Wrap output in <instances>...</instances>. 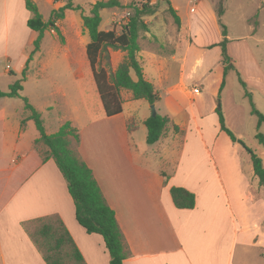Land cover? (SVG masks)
I'll return each instance as SVG.
<instances>
[{"label": "crops", "instance_id": "1", "mask_svg": "<svg viewBox=\"0 0 264 264\" xmlns=\"http://www.w3.org/2000/svg\"><path fill=\"white\" fill-rule=\"evenodd\" d=\"M32 1L43 21L47 20L41 13V4L47 5L50 13L64 5L62 0ZM167 2L166 8L171 7L179 18V30L172 32L163 26V20L148 24L144 18L149 31L144 34L146 39L144 35L139 38L138 58L143 76L158 92V100L154 103L156 113L169 120L164 134L153 144L146 142L147 130L143 123L151 116L147 101L135 100L130 91L121 90V112L109 117L105 115L85 53L89 42L87 32L81 38L83 51L77 52L69 44L58 41L57 35L53 34L55 30L48 28L39 49L33 52L37 32L27 25L32 13L26 8L25 1L0 0V57L8 62L3 68L4 73L22 74L26 67L25 78L30 73V65L35 66L37 76L42 77L48 60L61 58L65 63L69 83L63 87L58 82L55 90L65 105L80 102L85 108V119L80 120V116L58 119L55 126L59 129L68 120L78 133L75 150L91 169L123 233L128 252L123 264H195L189 253L191 250L197 252L208 240L212 263L203 261L202 264H215V251L221 247L223 226L230 238V248L240 234L246 243L260 234L255 223L251 227L243 219L244 212H248L258 198L259 188L253 187L258 179L252 166L246 169L239 166L240 145L232 142L220 129L215 112L220 105L226 126L237 139L244 138L241 127L246 122L243 107L226 88L225 78L229 71H234L237 76L239 73L253 102L257 90L264 97V72L248 41L257 31L252 27L250 35L233 37L226 30V51L234 68L227 71L220 88L224 65L221 48L215 44L223 39V35L214 2L197 0L196 5L190 6L191 13L198 11L203 15V11L206 14L203 16L214 25L216 36L208 41L197 39L190 25H183L178 7L170 0ZM63 19L56 22L58 31ZM246 22L250 24L249 19ZM46 33L52 35L56 45L43 52L41 47ZM209 48L214 49L213 60L220 55L216 63L218 85H214L213 90L211 85L203 84L204 78L214 69V63L209 61L205 51ZM106 50L105 70L111 73L123 60L125 51L111 47ZM131 75L136 78L133 72ZM196 85L200 89L198 93L193 92ZM68 89L74 90L73 95ZM242 89V96L246 97L245 88ZM10 99L13 98L0 97V264H46L22 223L52 214L61 218L86 264H109L103 237L87 233L78 224L73 200L59 169L52 158L42 161L35 148L38 131L27 137L26 122L21 125V121L9 120L7 106L13 103L6 101ZM96 101L101 110L95 116L90 115V106ZM52 108L47 107L49 111ZM129 122L134 124L132 131L128 130ZM261 124L256 127L259 129ZM191 149L202 151L207 166L195 161ZM257 155L264 166V151ZM249 180L251 183L247 185ZM172 186L192 192L194 207H175L170 195ZM237 186H243L239 195L241 203L238 196L234 201L231 196L236 193ZM250 188L253 191H249ZM263 208L261 217H264Z\"/></svg>", "mask_w": 264, "mask_h": 264}, {"label": "trees", "instance_id": "2", "mask_svg": "<svg viewBox=\"0 0 264 264\" xmlns=\"http://www.w3.org/2000/svg\"><path fill=\"white\" fill-rule=\"evenodd\" d=\"M24 1L26 8L32 13L27 25L37 32V37L33 42V52L39 49L46 29L51 28L58 32L56 22L65 17L66 10L81 9L79 5H75L71 0H68L63 6L52 10L48 20L43 21L36 4L32 0ZM111 7H123V5L119 0H97L91 5L88 15H81L83 28L89 37L85 53L93 72L95 86L104 113L108 117L118 114L122 110L121 90L130 91L133 99L145 100L150 105L158 100V92L154 85L143 76V68L138 58V52L140 50L139 38L149 31L144 17L154 15L159 5L143 1L127 6L131 9V12L122 31L119 33L114 29L102 30L99 28L101 23L100 11ZM167 10L173 16L175 23L179 25L180 21L175 11L171 7H168ZM215 12L223 35V39L215 44L221 48L224 65L223 80L220 85V88H222L227 71L234 67L226 51V28L221 22L224 6L221 2L215 7ZM107 47L125 51L123 60L111 73H107L102 67H97L98 57L101 51ZM30 58L31 55L29 60ZM131 72L134 73L135 79L132 77ZM237 74L239 83L245 88V95L250 104V112L257 117L258 127L261 123H264V114L256 107L251 94L246 90L245 82L241 79L240 74ZM25 75L26 67L22 71L21 79L10 84L7 91L0 90V97H20L21 82L25 79ZM23 99L29 114L21 121V125L25 120L34 122L39 133V136L34 140V146L39 150L42 161L52 158L59 169L73 200L75 218L78 224L87 233H97L103 237L110 257L109 264H123V260L128 255L123 233L116 220L115 212L107 204L91 169L79 157L75 148L72 147L73 141L75 143L79 141L76 129L66 121L56 132L47 133L40 112L30 105L25 98ZM215 112L218 116L220 129L229 136L232 142H236L237 138L234 133L225 124L220 105L217 106ZM168 121L166 116L157 113L144 120L143 123L147 130L146 142L148 144H153L159 140L167 129ZM127 127L129 131H132L134 124L129 122ZM174 130L177 131L178 129L174 127ZM256 138L259 143L264 145V136L260 132L256 134ZM244 147L249 153L253 173L258 179L259 185L264 187L262 159L251 148ZM170 195L173 204L177 208L191 209L195 205V195L185 188L172 186L170 187ZM29 224L33 226L32 229H29ZM22 225L46 264H86L72 236L58 215L52 214L36 218L23 222Z\"/></svg>", "mask_w": 264, "mask_h": 264}, {"label": "rangeland", "instance_id": "3", "mask_svg": "<svg viewBox=\"0 0 264 264\" xmlns=\"http://www.w3.org/2000/svg\"><path fill=\"white\" fill-rule=\"evenodd\" d=\"M68 0H62V3H66ZM75 5L81 7L80 10H69L67 16L64 17L60 23L59 31H55L57 35V40L69 44L72 50L77 52L83 51V43L81 42L82 35L85 31L81 21V15H88L91 5L97 0H71ZM123 7H111L105 8L100 11L101 23L99 28L102 30L114 28V30L119 33L122 31L123 26L128 20L131 9L127 6L132 5L133 3L148 1L150 3L158 4L156 14L154 16L144 17L148 24L154 23V21L163 20L164 25L167 28H170L172 32L179 30V25L174 21L173 16L167 10V0H119ZM174 5L179 9V15L182 18L183 25L189 24L197 39L202 41L212 40L216 36L215 27L208 17H204L205 14L201 11L200 15L198 11L196 13L190 12V6L196 5L197 0H170ZM204 3L211 0H203ZM214 2V9L221 2L224 6V12L221 16V22L225 25V28L230 36L237 35H250V29L252 27L256 28V33L252 36V39H249V44L253 50L254 55L257 57L258 61L261 63L263 72H264V0H212ZM209 3V2H208ZM261 7V8H260ZM50 8L47 5L41 4V13L44 19L48 20L50 15ZM206 15V14H205ZM246 19H249L248 24ZM115 22V23H114ZM107 25V26H105ZM113 25V26H112ZM154 25V24H153ZM144 35V34H143ZM145 36V35H144ZM147 37L145 36V39ZM195 38V39H196ZM87 39L89 37L87 35ZM191 40V39H190ZM52 41V35L46 33L44 36L43 44L41 50L48 51L54 47ZM154 47H157V44H153ZM214 48V47H213ZM209 48L205 51L208 52L209 61L211 60L214 63V69L210 74L203 80V84L211 85L210 89L213 90L214 85H218L216 82L217 74L219 71L217 61L213 60L214 58V49ZM218 48V47H217ZM49 65L47 69L43 72L42 77L37 76V69L35 66H29V75L25 80L21 82L22 89L19 91L20 97H15L13 99L7 100L6 102H12V105L7 106V113L9 120L11 122L22 121L28 114L29 111L25 108V101L32 105L38 112L41 114L43 124L48 131L47 133H52L58 128L57 125L58 119H69L70 117L80 116V120L85 119V108L80 102L75 104L65 105L63 100H61L60 94L55 90L58 82L61 86L65 87L66 83H69V74L65 71V63L61 58H56L53 60H48ZM107 62V50L104 49L101 51L97 67H104ZM7 60L0 57V90H7L8 85L14 80L22 78V74L11 75L4 73L3 68L7 64ZM10 64V63H9ZM102 67V68H103ZM73 80V78H72ZM225 85L228 90H231L234 93V98L236 102L240 103L243 107V116L246 119L245 126H241L244 130V138L237 139L238 143V153L237 157L239 158V166H242L243 169H246L248 166L251 167V161L249 153L246 151L245 147L251 148L255 153L259 154L264 151V146L259 143V140L256 138V134L260 132L264 136V123L261 124L258 129L257 126V117L250 113L249 100L246 97H243V89L239 83L238 76L234 71H229L225 78ZM69 94L73 95L74 90H67ZM254 102L256 107L261 113L264 114V97L257 90L254 94ZM48 105L52 106V111L47 109ZM101 107L99 106L98 101L96 104L90 106V115L98 114ZM57 114V115H56ZM89 116V115H88ZM68 121V120H66ZM65 121V122H66ZM26 122V136L31 137L33 134H38L35 124L32 120L24 121ZM55 126V127H53ZM54 129V130H53ZM148 144V143H147ZM72 147L75 148V142H72ZM44 150V149H43ZM190 153L195 157V161H198L203 166H207V160L203 156L202 151H197L196 149L190 150ZM236 156V155H235ZM246 174V171L243 172ZM239 182V181H238ZM251 181L246 182L249 185ZM253 186V184H252ZM243 186H237L235 188L236 193H231V196L234 200L235 197L239 199L241 203L240 193ZM255 189L259 188V194L255 190V194H258V198L250 207L248 212H244L243 219L250 223V226H258L260 234L249 243L242 241L243 235L240 234L236 243L230 248V238L227 234L226 228L223 226L222 230V241L220 250L216 248V261L215 264H264V217H261L262 207H264V187L258 185V182L253 186ZM241 189V190H240ZM247 189V188H246ZM253 191L251 188L249 191ZM247 203V202H246ZM264 210V208H263ZM264 213V212H263ZM239 215V214H238ZM264 215V214H263ZM239 218L240 215H239ZM242 219V218H241ZM33 226L29 224V229H32ZM248 241V240H247ZM208 241H205V244L198 247L197 252L189 253L192 261L195 264H202L203 261L211 262V252L210 244ZM217 247V246H216ZM212 263V262H211Z\"/></svg>", "mask_w": 264, "mask_h": 264}, {"label": "water", "instance_id": "4", "mask_svg": "<svg viewBox=\"0 0 264 264\" xmlns=\"http://www.w3.org/2000/svg\"><path fill=\"white\" fill-rule=\"evenodd\" d=\"M150 109H151V116H154L156 114L155 105L154 104H151L150 105ZM238 143H240V141Z\"/></svg>", "mask_w": 264, "mask_h": 264}, {"label": "built area", "instance_id": "5", "mask_svg": "<svg viewBox=\"0 0 264 264\" xmlns=\"http://www.w3.org/2000/svg\"><path fill=\"white\" fill-rule=\"evenodd\" d=\"M193 92H194V93H198V92H200L199 86L196 85V86L193 88Z\"/></svg>", "mask_w": 264, "mask_h": 264}]
</instances>
